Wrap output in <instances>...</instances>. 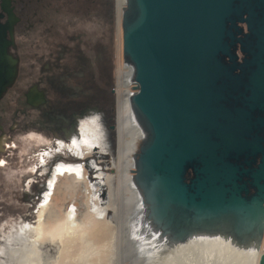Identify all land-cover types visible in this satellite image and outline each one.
<instances>
[{
  "label": "water",
  "instance_id": "1",
  "mask_svg": "<svg viewBox=\"0 0 264 264\" xmlns=\"http://www.w3.org/2000/svg\"><path fill=\"white\" fill-rule=\"evenodd\" d=\"M17 19L0 0V97L17 74ZM121 27L143 132L135 165L146 220L171 242L221 232L259 248L264 0H125Z\"/></svg>",
  "mask_w": 264,
  "mask_h": 264
},
{
  "label": "rangeland",
  "instance_id": "2",
  "mask_svg": "<svg viewBox=\"0 0 264 264\" xmlns=\"http://www.w3.org/2000/svg\"><path fill=\"white\" fill-rule=\"evenodd\" d=\"M15 4L14 14L21 22L14 25L10 53L17 59V74L0 97V138H5L0 151V251L5 248L0 264L12 262L6 249L15 235L14 224L37 225L51 169L58 162H83L75 161L65 148L58 151V140L68 143L65 130L79 120L88 124L90 114L99 118L100 112L105 119L110 114L116 128L117 113L115 0H15ZM34 85L45 98L37 107L27 106L24 98ZM115 128L110 136L107 133L110 151L96 160L110 174L116 172L111 168L117 156ZM139 144L138 140L137 148ZM45 152L52 154L45 162L48 173L41 166ZM101 197L105 199V190ZM45 245L40 246V255H54L53 246Z\"/></svg>",
  "mask_w": 264,
  "mask_h": 264
},
{
  "label": "bare ground",
  "instance_id": "3",
  "mask_svg": "<svg viewBox=\"0 0 264 264\" xmlns=\"http://www.w3.org/2000/svg\"><path fill=\"white\" fill-rule=\"evenodd\" d=\"M124 5L125 0H115L117 156L111 168L116 172L106 173L97 164L96 160L111 146L100 126H94L98 118L91 114L88 124L80 125L79 147L72 154L81 159L94 156L95 160L57 165L47 181L42 222L31 231L36 238L23 242L13 239L14 235L9 239L14 245L27 243L13 251L6 249L10 264H258L264 238L259 248L238 244L221 232H202L181 242H171L146 220L135 165L137 141L141 142L143 132L130 108L132 69L123 59ZM35 95L33 103H39L43 94ZM41 245L47 249L52 245L54 255L41 256ZM28 250L34 258L27 254Z\"/></svg>",
  "mask_w": 264,
  "mask_h": 264
},
{
  "label": "flooded vegetation",
  "instance_id": "4",
  "mask_svg": "<svg viewBox=\"0 0 264 264\" xmlns=\"http://www.w3.org/2000/svg\"><path fill=\"white\" fill-rule=\"evenodd\" d=\"M10 5L12 6V8H13V12L16 10V4H15V0H10ZM17 11V10H16ZM14 12L16 15H17V12ZM17 21H16V23H15V25L16 26H18V24H20V22H21V19L17 16ZM5 19H6V16L4 17V19L2 20L3 22L5 21ZM37 92H41V91H39V89L37 88V86L36 85H34V86H32L31 88H28L26 91H25V93H24V98H25V104L27 105V106H35V107H37V106H39V105H42L43 103H45L44 101H45V99L43 100V101H40L39 103H33V101L35 100V97H36V95H35V93H37ZM42 94H43V92H42ZM43 96H44V94H43ZM91 108V107H90ZM76 109H77V107H76ZM89 109V108H88ZM91 115V114H90ZM93 115H95V114H93ZM260 115L261 116H264V113L263 112H260ZM97 118H98V116H97ZM101 118V119H100ZM85 119V118H84ZM83 120V119H82ZM98 121H99V123H100V127H101V129L103 130V133L105 134V136H106V138H107V133H108V135H109V133H112V131H113V129H114V127H112L113 125H114V123H112L111 121H110V114L109 115H107V119H105V117L104 116H101V117H99L98 118ZM81 123H82V121L81 120H79V121H77L74 125H73V123H71L70 124V126L69 127H71L69 130H65V138L67 139V142L68 143H66L65 144V141H63V140H58V151H64V148L65 149H67L68 151H69V155L70 156H72V157H74V159H76L75 161H78V160H80V157H78L77 158V156L75 155V154H72L73 153V151L76 149V150H78V147H79V143H80V125H81ZM76 128V129H75ZM256 131V130H255ZM254 131V132H255ZM70 132H73L72 134L70 133ZM75 132V133H74ZM258 135L262 138V141H261V144H262V146L264 147V126H262V128H261V131L260 132H258ZM72 136H73V138H75V139H73L72 138ZM110 136V135H109ZM71 139V140H70ZM73 140V141H72ZM72 141V142H71ZM78 142V143H77ZM5 143V138L3 137V138H0V151L2 150V147H3V144ZM75 143H76V145H75ZM71 144V145H70ZM73 144V145H72ZM68 145V146H67ZM64 146V147H63ZM73 146H74V148H73ZM59 147H60V149H59ZM63 148V149H62ZM71 148V149H70ZM72 151V152H71ZM52 156V154L51 153H49V152H45L44 153V155H42L40 158H41V161H42V163H41V166L43 167V169H42V171L43 172H46V173H48L47 172V165L45 164V162H46V160L48 159V158H50ZM94 156H92V157H88V158H86V159H82V161L83 162H85V163H87V162H89V161H92V160H95V157L93 158ZM46 158V159H45ZM259 159H260V155H258L257 157H256V160H255V162L252 164L253 166H256L257 165V163L259 162ZM60 163H64V162H58L57 164H56V166L54 167V168H52L51 169V172L49 173V175H48V179H49V177H50V175L52 174V172L57 168V165H59ZM42 171H40V172H42ZM188 176H191V173L190 172H188ZM50 179H51V177H50ZM243 180L244 181H246V185H247V188H248V195L249 194H252V193H254L255 192V187L253 186V185H251V183H250V178H248V177H243ZM43 187H44V189H43V194H42V196H41V202H40V205H39V208H38V211H37V219H38V222H37V225L35 226V227H32L29 223H24V222H22V221H20L18 224L16 223V224H14V226H13V228L14 229H12V232H13V235L15 234L16 236H14L13 237V239H16V240H22L23 242H26V241H30V240H33V239H31V238H28V235L29 234H31V235H33L32 233H31V231H33V230H35L37 227H39V225H40V223L42 222V220H40V215H41V213H42V204H43V198H44V196H45V194L48 192V187H47V183H45L44 185H43ZM244 193V192H243ZM17 234H19V235H17ZM21 235V236H20ZM17 237V238H16ZM263 238H264V233H263ZM14 245V244H13ZM23 245H25V246H27V243L26 244H21V245H14V246H12V244L11 245H9V247H8V249H10L11 251H13V249H19V247L20 246H23ZM3 250H1L0 251V255L1 254H4V250H5V248H2ZM27 254H29V255H31V257H32V252H31V250H28V252H27ZM35 254V253H34ZM33 254V255H34ZM32 258H34V257H32ZM16 264V263H15ZM17 264H19V263H17Z\"/></svg>",
  "mask_w": 264,
  "mask_h": 264
}]
</instances>
